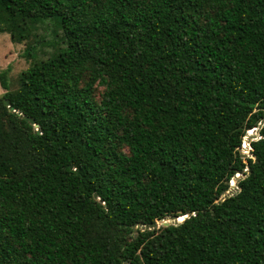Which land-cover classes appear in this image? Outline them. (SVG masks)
<instances>
[{
  "label": "trees",
  "instance_id": "1",
  "mask_svg": "<svg viewBox=\"0 0 264 264\" xmlns=\"http://www.w3.org/2000/svg\"><path fill=\"white\" fill-rule=\"evenodd\" d=\"M42 27L0 71V264H264V0H0L27 59Z\"/></svg>",
  "mask_w": 264,
  "mask_h": 264
},
{
  "label": "rangeland",
  "instance_id": "2",
  "mask_svg": "<svg viewBox=\"0 0 264 264\" xmlns=\"http://www.w3.org/2000/svg\"><path fill=\"white\" fill-rule=\"evenodd\" d=\"M44 23L45 25L52 27L54 21L47 20ZM42 29H44L42 30V33L44 35H48L49 33L50 37L46 38L47 41L35 46L34 57L32 59H27L24 55L25 48L29 43H31L32 39H30L28 43H12L7 34H0V71H7V79L10 90H13L17 87L18 77L22 71L26 70L30 65H32V63L40 59L50 57L57 46H63L62 43L57 42V38H54L50 31L51 28L45 29L42 27ZM3 92V89L0 87V96L3 94ZM247 134L254 135L255 131H253V133L247 132ZM245 145L246 144L243 139L241 152H244L248 157H251L249 148L247 145V147ZM230 185H235V182L232 180Z\"/></svg>",
  "mask_w": 264,
  "mask_h": 264
},
{
  "label": "water",
  "instance_id": "3",
  "mask_svg": "<svg viewBox=\"0 0 264 264\" xmlns=\"http://www.w3.org/2000/svg\"><path fill=\"white\" fill-rule=\"evenodd\" d=\"M30 122L33 123L31 120H30ZM263 124H264V120L261 121V122L259 123L257 129L254 130V131H255V134H254V135H252V134H250V135L247 134V135L245 136V138H244V142H245V144L248 146L249 151L251 150V148H250V143H251L252 141H255V140L259 139V138H258V133H259V130L261 129V127H262ZM33 125H34V127H37L36 124H33ZM240 155H241L242 158H247V157H248L246 153L241 152V151H240ZM250 158L254 159L255 156H254V155H251ZM240 177H241L240 175L235 176L234 179H233V181L236 183V182L239 180ZM237 191H238V188H237L235 185L231 186V188L226 192V194H224V195L222 196L221 200H224V199H226V198H228V197L234 195ZM185 218H187V216L183 217L182 219H179V218H175V219L167 218V219L163 220L162 222H157V223L155 224V227H158V226H160V225H162V226L174 225V226H175V225L181 223ZM150 229H151V228H149V227H147V226H142V227H141V230H142V231L150 230ZM135 236H136V235H135Z\"/></svg>",
  "mask_w": 264,
  "mask_h": 264
}]
</instances>
